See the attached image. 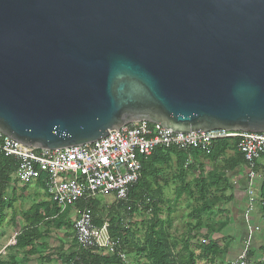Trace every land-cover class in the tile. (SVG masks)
Wrapping results in <instances>:
<instances>
[{
	"label": "water",
	"instance_id": "95a60500",
	"mask_svg": "<svg viewBox=\"0 0 264 264\" xmlns=\"http://www.w3.org/2000/svg\"><path fill=\"white\" fill-rule=\"evenodd\" d=\"M133 122L264 133V0H0V132L38 149Z\"/></svg>",
	"mask_w": 264,
	"mask_h": 264
},
{
	"label": "built area",
	"instance_id": "2783aa9c",
	"mask_svg": "<svg viewBox=\"0 0 264 264\" xmlns=\"http://www.w3.org/2000/svg\"><path fill=\"white\" fill-rule=\"evenodd\" d=\"M236 140L237 150L243 156L248 169L247 194L249 209L245 213L248 221L251 208L256 202L255 189L258 161L264 153V133H243L213 130L202 133L177 134L148 122H133L110 131L94 143L71 146L58 150H47L18 143L0 132V152L17 163L14 173L22 182L43 181L51 202L64 213L79 201L93 202L110 198L122 203L124 212L131 213V192L143 176V162L156 150L176 149L199 151L210 155L219 141ZM152 200L145 198L136 203L140 211L151 206ZM149 211L151 212V209ZM249 237L238 257L227 264H253L250 258ZM74 237L79 248L106 257L109 253L125 258L121 240L112 238L109 225L96 226L91 206L84 207L74 225Z\"/></svg>",
	"mask_w": 264,
	"mask_h": 264
},
{
	"label": "crops",
	"instance_id": "0c3cea01",
	"mask_svg": "<svg viewBox=\"0 0 264 264\" xmlns=\"http://www.w3.org/2000/svg\"><path fill=\"white\" fill-rule=\"evenodd\" d=\"M167 154L166 160H159L157 157L155 160L158 161L145 166L139 182V196L143 200L151 198L152 206H156L157 218L162 222L166 221L164 224L167 222L171 224L172 218L178 213L179 206L186 205L188 218L195 221L194 224H190L192 231L187 233L188 237L189 235H194V238L198 237V239L192 238V242L202 238L201 246L195 250L190 248L196 257V264H227L235 260L244 247L242 244L247 236L246 225L248 223L254 228V238L250 243V258L253 264H264V206L260 198V189L264 180V160L261 158L258 161L256 202L251 208L248 221H246L245 213L249 209V197L246 192L248 169L244 160H241L238 150H220L217 147L210 155L199 151L184 152L179 150ZM201 170H204L206 174L205 184L202 187L204 189L202 194L205 193L206 197L200 196L202 190L195 182V178ZM174 180L180 181V184H175ZM185 180L187 185L183 188ZM31 185L33 190L27 197L29 198L31 194H35L36 197L31 196V205L24 211L17 210V202L23 197L17 196L12 183L7 188L9 192L7 191V194L5 192V201L7 206L12 209V215L25 221L20 234L27 226L26 218L32 206L41 205L40 214L42 215L45 213L43 205H48L50 211L55 209L46 193L44 184L42 186L38 180L33 181ZM171 192L173 196L168 195ZM208 201H212L210 206H206ZM164 207L170 213V218L165 220H163V216H158V213L163 212L161 208ZM145 208L146 212L149 211L148 206ZM80 211L81 209H77L75 206L55 218L63 216L61 221L64 222L66 217H79ZM150 214L152 213L150 212ZM48 222L45 223L48 224ZM45 223L38 227L35 238L40 234V227ZM206 235L209 238L208 242L204 240ZM209 242L217 245L216 251L203 253L202 249H206ZM30 256L33 255H28L27 258Z\"/></svg>",
	"mask_w": 264,
	"mask_h": 264
},
{
	"label": "rangeland",
	"instance_id": "374dc122",
	"mask_svg": "<svg viewBox=\"0 0 264 264\" xmlns=\"http://www.w3.org/2000/svg\"><path fill=\"white\" fill-rule=\"evenodd\" d=\"M11 178L17 196L23 197V199H19V202H17V210H27L32 202L30 200L31 196L36 197L35 194H31L29 198L27 197L28 194L33 190L31 187L33 181L22 182L15 174H12ZM205 180L206 174L204 170H201L195 178V182L198 183V187H200L201 190L205 184ZM174 183L178 185L180 184V181L176 182L174 180ZM186 183L187 181L185 180L183 183V188L186 187ZM7 191L8 190H6V194ZM172 192L168 195L173 196ZM211 202L212 201H208L206 206H210L209 204H211ZM117 205L118 204L112 199L106 198L100 200V206L95 209V223H107L109 226L113 224L114 227H119V230L127 229L130 232L128 237L129 243L127 246H124L121 241V249L123 250V255L125 258L122 259L121 257H114V255L111 253L106 255V257L110 258V264H147L145 256L141 255L136 250L135 246H142L145 238L150 235L152 225L151 220L153 219L152 214H150L149 211L146 212L145 207L142 210L135 211L133 213H127L122 210L116 212L115 210ZM119 209H121V206ZM161 209L163 212L158 213V216H163L162 218L165 220L169 217L170 213L167 212L166 207ZM186 210L187 207L185 204L180 205L178 213L174 217L175 219L172 218L171 224H168V222L167 224H164L169 232V235L176 243L177 247L174 249V254L176 256H178V253L184 255L187 254L184 251L185 244L187 242L189 249L191 248L192 250H195L202 244V238H200L198 241L192 242L194 235H189L188 237L187 233L192 231L190 227H192L191 225L194 224L195 221L188 218ZM12 212V209L6 205L5 210L0 214L1 260L8 263L14 262L15 264H68L67 260L72 254H77L83 251L79 248L74 237V225L78 217L71 216L64 218V222L68 225V227H63L61 229H57L52 224L50 225L45 223V225L40 227V234L36 238L32 237V244L20 247L17 245V238L20 236V232L23 225L25 224V221L21 220V218H16L14 215H12ZM62 217L63 216H61V218L57 217L59 218L57 220L61 221ZM119 219L121 225L120 223L116 222ZM246 227L247 236L245 237V242L242 245L246 244L250 233L248 224ZM252 231H254V228H252ZM253 235L254 234L252 233V236ZM194 239H198V237H195ZM204 240L207 242L209 241L207 235ZM29 254H32L33 256L27 258Z\"/></svg>",
	"mask_w": 264,
	"mask_h": 264
},
{
	"label": "trees",
	"instance_id": "16d2710c",
	"mask_svg": "<svg viewBox=\"0 0 264 264\" xmlns=\"http://www.w3.org/2000/svg\"><path fill=\"white\" fill-rule=\"evenodd\" d=\"M237 144L238 142L236 140L219 141L214 145L213 150L216 149L217 147L220 150H237ZM171 152H177V150L170 149V150L154 151L153 155L147 161L143 162V171L145 170V166L147 164H152L154 163V161H158L155 160L157 157L159 158V160H166L168 157L167 153H171ZM240 158L241 160H244L242 155L240 156ZM261 158L264 160V153L261 156ZM16 169H17V163L13 159L5 157L0 152V214L6 208L7 204L5 201V192L12 183L11 175L16 172ZM39 182L43 186V181L39 180ZM139 188H140V184H138L137 187L130 194V200L132 201V206H133V209L131 211L132 213L135 211H139L136 207V203L139 202L140 200H143V198L139 196ZM203 192L204 189L200 191L201 193L200 196L206 197L205 193L202 194ZM260 198L262 199V203L264 206V180L260 189ZM99 204H100L99 201H93L90 203L79 201L75 206L82 210L84 207L89 205L92 207L93 214L95 215V209L98 208ZM43 206L45 207V213L43 215L40 214L41 205H34L30 209V213L27 214V218H26L27 226L24 228L20 236L17 238L18 246L23 247V246H28V244H32L33 243L32 237L36 236L35 234L38 232V227L47 221H49L48 224L54 225L57 229H61L62 227H68V225L65 222L57 220L59 218H55L56 216L61 215L59 214V210L55 207V205H54L55 209H52V211L49 210L50 207L48 205H43ZM120 206L121 209H119ZM123 207H124L123 204L120 203L117 205L115 211L119 212L120 210H124ZM150 207L151 206H149L148 208ZM155 207L156 206L153 205L152 208H150L151 213L152 214L154 213L153 219L151 220L152 223L151 233L149 236L145 238V241L142 246H138V245L135 246L136 250L141 255L145 256L147 264H196V257L194 253L190 251L188 242L185 244V248H184V251L187 254L184 255L178 253V256L174 254V249H176L177 247L176 243L169 235L168 230L164 226V222L160 221L157 218V211H155ZM116 222L120 223V219L117 220ZM95 224L97 226L103 225L102 222H97ZM118 228L119 227H114L113 224L109 226L110 235L112 236V238L120 239L122 241V244L124 246H127V244L129 243L128 237L130 232L127 229L119 230ZM216 249H217V245L215 243L209 242V244L206 246V249H202V252L213 253L214 251H216ZM67 263L68 264H110V258L96 255L89 251L83 250L80 253L72 254L70 258L67 260ZM0 264H15V263L14 262L8 263L0 259Z\"/></svg>",
	"mask_w": 264,
	"mask_h": 264
}]
</instances>
